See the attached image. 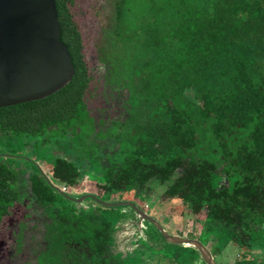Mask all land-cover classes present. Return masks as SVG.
<instances>
[{
  "label": "trees",
  "instance_id": "16d2710c",
  "mask_svg": "<svg viewBox=\"0 0 264 264\" xmlns=\"http://www.w3.org/2000/svg\"><path fill=\"white\" fill-rule=\"evenodd\" d=\"M55 1L73 80L46 99L0 108V138L70 141L80 160L101 170L98 196L128 187L142 191L155 182L166 186L167 199L181 201L194 215L205 214L210 237L218 229L219 242L238 245L242 253L235 264H248L245 250L264 244V0H158L136 19L134 43L127 37L135 48L139 44L122 88L128 115L104 128L86 101L93 77L72 13L74 0ZM123 2L116 4L121 39ZM95 48L104 66L98 44ZM112 124L115 135L109 133ZM103 136L111 143L107 152L101 151ZM43 164V172L35 168L28 178L43 208L60 200L49 180L74 188L90 169L82 172L63 158ZM24 172L0 161V224L23 206L18 184ZM90 228L84 239L103 255L110 224ZM220 248L217 243L216 253L210 252L214 258ZM186 250L187 264L201 256Z\"/></svg>",
  "mask_w": 264,
  "mask_h": 264
},
{
  "label": "rangeland",
  "instance_id": "374dc122",
  "mask_svg": "<svg viewBox=\"0 0 264 264\" xmlns=\"http://www.w3.org/2000/svg\"><path fill=\"white\" fill-rule=\"evenodd\" d=\"M118 2L119 0H74L72 6L75 22L83 34L86 60L93 77L86 101L97 121H105L103 128L109 126L112 120H124L128 115L125 105L128 93L122 88L127 84L126 75L131 70V56L138 51L139 44L136 48L132 44L136 37L133 34L134 24L136 19L140 22L146 11L154 7L158 0H125L122 3V39L116 36ZM127 37H132V43L127 42ZM97 44L106 60L104 66L97 60ZM137 103V106L141 105L139 101ZM113 128L112 124L109 133L115 135ZM101 140V151L107 152L111 143L105 141L104 136ZM0 154L21 155L41 164L42 168L44 159L55 164L59 158L74 162L82 172L90 168V162L79 159L81 154L76 152L70 141L54 140L46 144L44 138L11 139L5 136L0 138ZM94 156L95 154L92 155L93 158ZM114 157L109 156L111 160ZM9 164L25 170L19 191L24 199L31 198L33 201L34 195L28 178L32 172H36L35 167L20 158L10 159ZM99 171L101 170L94 165V168L85 172L86 175L74 188L54 182L61 191L77 200L60 196V200L51 209H43L33 201V217L37 224L32 229L39 228L42 236L30 238L28 246L32 248L33 254L26 264H187L190 254L186 249L196 248L166 241L157 227L144 219L138 210L155 219L170 235L198 240L210 252L216 253L218 243L221 247L215 257L218 264H235L241 259L242 251L237 244L223 239L219 242L216 235L220 234L215 233L220 232L218 229L212 237L209 236L204 213L194 215L181 201L167 199L164 196L166 186L155 182L146 190L128 187L123 192L102 197L97 195L100 192L96 185L97 180H100ZM93 197H105L104 204ZM131 203L138 210L133 209ZM105 223L110 224L109 244L104 255H100L91 250L84 238L89 236L87 230L90 227L103 226ZM31 234L34 232H30ZM18 251L20 252L19 248ZM245 251L250 253L248 264H264V244L254 243L252 248ZM200 257L190 264H198L199 261L200 264H207Z\"/></svg>",
  "mask_w": 264,
  "mask_h": 264
},
{
  "label": "water",
  "instance_id": "95a60500",
  "mask_svg": "<svg viewBox=\"0 0 264 264\" xmlns=\"http://www.w3.org/2000/svg\"><path fill=\"white\" fill-rule=\"evenodd\" d=\"M60 36L55 0H0V108L46 99L73 80L75 68ZM138 212L166 241L194 246L207 264H217L198 240L170 235L155 219Z\"/></svg>",
  "mask_w": 264,
  "mask_h": 264
},
{
  "label": "flooded vegetation",
  "instance_id": "af4514ba",
  "mask_svg": "<svg viewBox=\"0 0 264 264\" xmlns=\"http://www.w3.org/2000/svg\"><path fill=\"white\" fill-rule=\"evenodd\" d=\"M12 158L29 160L32 162V165L36 169L43 172L41 168V164L29 158L23 157L21 155L20 157H18L17 155H12V154H0V159H3L2 161L7 162L8 164H9V160ZM16 168L18 169L20 167H16ZM47 179L49 180V178ZM49 182L52 184V186H54L57 190L60 191V194L56 192L59 196H62L66 199L73 201L77 200L76 197H73L61 191L50 180ZM20 198L22 199L23 206L20 207V209L17 206L16 208L12 209L10 214L5 218V221H3L0 224V264H26V262L30 260V256L33 254V252L31 251L32 248L28 246V242L30 238L34 239L36 236L38 237L42 236L41 235L42 231H40L39 228H36L35 230L32 229L35 228L34 225L37 224V221L33 217L34 207H32L31 204H33V201L39 204L37 202V199L34 198L33 201L31 200V198L24 199L22 193L20 194ZM94 200L104 204V201L98 197L94 198ZM41 208L43 207L41 206ZM30 232H34V234L30 235ZM40 241L43 243L42 240ZM21 245H23L22 248ZM18 248L20 249V252L18 251Z\"/></svg>",
  "mask_w": 264,
  "mask_h": 264
}]
</instances>
